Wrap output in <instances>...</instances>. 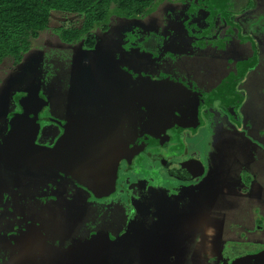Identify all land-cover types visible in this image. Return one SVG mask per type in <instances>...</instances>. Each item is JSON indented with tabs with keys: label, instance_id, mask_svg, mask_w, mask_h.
Masks as SVG:
<instances>
[{
	"label": "rangeland",
	"instance_id": "obj_1",
	"mask_svg": "<svg viewBox=\"0 0 264 264\" xmlns=\"http://www.w3.org/2000/svg\"><path fill=\"white\" fill-rule=\"evenodd\" d=\"M81 18L52 13L19 62L0 63V137L28 88L38 90L44 117L54 121L41 124L39 143L54 142L70 109L125 115L138 102L114 77L123 68L149 80L173 78L207 99L205 117L186 136L206 172L181 185L157 163V177L149 175L136 197L93 200L77 187L46 190L45 173L30 174L17 190L15 173L0 162L7 185L0 264H229L263 248L264 0H154L141 15L112 3L90 31L94 48L86 36L66 42L57 30L78 27ZM232 179L254 181L256 189L249 196L220 192ZM207 223L221 231L211 251L195 255Z\"/></svg>",
	"mask_w": 264,
	"mask_h": 264
},
{
	"label": "flooded vegetation",
	"instance_id": "obj_2",
	"mask_svg": "<svg viewBox=\"0 0 264 264\" xmlns=\"http://www.w3.org/2000/svg\"><path fill=\"white\" fill-rule=\"evenodd\" d=\"M85 43L86 47L89 48V46L92 45L94 48V43L92 44V41L90 44H88L89 41H85ZM177 74H179V78L183 75L182 73ZM114 77L116 81L124 87V91H130L132 93V98L137 100L138 106L131 107L130 109L124 108L125 115L106 116L110 119L119 121L122 137L134 151V153L132 152L130 161L125 159L119 160L113 192L105 195H97L93 190L77 182L71 176L61 171V169L47 166L44 163L41 164L35 160L18 159L13 162V164L7 165L5 161L0 159L2 165L4 162L8 168L13 170L11 173H15V179L18 181L15 185V189L18 190L22 187V182H25L30 174L45 173L44 178L48 182L44 183L43 186L46 190L73 191V188L77 187L84 192L90 193L93 200H106L112 196L126 197L132 195V193L133 197H136L142 192V186H147L148 176L156 175L152 173L154 170L151 169H155L157 163L166 172L167 177L174 179L181 185L187 183V181L195 180L196 178L201 179L202 176L205 175L206 166L200 160L198 154L193 152L196 150V147L192 145V147L189 148V146L186 145L188 139L186 136L191 135L193 130L199 126L202 118L205 117L206 109L202 110L201 101H207V99L194 87L186 86L173 78L161 79L158 77L149 80L144 76H133L127 69L123 68H121L119 74H114ZM150 83H153L151 84L152 86L147 87ZM21 93L19 94L20 96H17V100H15L18 110L12 112L9 119L14 113H19L21 111L18 100L21 96L26 95L24 92ZM46 107L47 103H45L38 114L39 129L35 138L36 144L44 147H51L57 142L64 131L63 126L71 120L72 117L87 114L84 110L80 112H77L75 109L68 110L66 119L60 121L59 133L55 137L54 142L51 144H43L38 142L41 124L44 122H54L52 120H46V117H44L45 114L43 113ZM107 113H110V111H106L105 113L102 111L100 115L94 114V116L97 118H106L104 115ZM212 113L211 110L210 114ZM211 118H213V116H211ZM212 120L213 124L217 122L214 118ZM8 121L4 124V133L0 137V144L7 132ZM247 126L250 127L249 124H247ZM220 128L222 129L221 126ZM193 135L194 133L191 137H193ZM151 161L154 163H151ZM151 164L153 165L152 167H150ZM16 168L18 169L16 170ZM136 170H140V172H138L139 175L137 174L138 176L136 179H132L130 173ZM70 180L73 184H68ZM250 181L241 183L232 179L230 183H225V187H220V192H237V194L243 193L242 195L249 196L252 191L256 189V183H254V181L250 183ZM0 185L1 203L6 198L7 185H5L4 181L1 179ZM24 185H26V183ZM220 231L221 227L219 228L216 224H204L202 231L196 236V242L194 241L193 249L197 251H193V253L195 255L201 253L207 254V252L211 251V247L207 250L208 244L210 245L208 237L211 235L213 237L212 240L215 241L216 237L214 236ZM261 249H264V247ZM259 250L243 255L253 254Z\"/></svg>",
	"mask_w": 264,
	"mask_h": 264
},
{
	"label": "water",
	"instance_id": "obj_3",
	"mask_svg": "<svg viewBox=\"0 0 264 264\" xmlns=\"http://www.w3.org/2000/svg\"><path fill=\"white\" fill-rule=\"evenodd\" d=\"M23 92L26 95L18 100L21 111L10 117L0 144V159L7 165L18 159L35 160L61 169L97 195L112 193L119 160L130 161L134 153L122 137L119 121L78 115L63 126L64 131L53 146H40L35 142L38 114L46 101L36 88ZM230 264H264V249L236 257Z\"/></svg>",
	"mask_w": 264,
	"mask_h": 264
},
{
	"label": "trees",
	"instance_id": "obj_4",
	"mask_svg": "<svg viewBox=\"0 0 264 264\" xmlns=\"http://www.w3.org/2000/svg\"><path fill=\"white\" fill-rule=\"evenodd\" d=\"M154 0H0V63L6 57L19 62L30 48L31 40L44 32L52 13H72L82 16L74 28H57L66 42L80 37L92 41L90 31L104 20L114 3L126 15H141Z\"/></svg>",
	"mask_w": 264,
	"mask_h": 264
},
{
	"label": "crops",
	"instance_id": "obj_5",
	"mask_svg": "<svg viewBox=\"0 0 264 264\" xmlns=\"http://www.w3.org/2000/svg\"><path fill=\"white\" fill-rule=\"evenodd\" d=\"M224 190V189H223ZM255 190V189H254ZM209 238V243L212 241V236L210 235V237H208ZM210 249V245L208 244V248H207V250H209Z\"/></svg>",
	"mask_w": 264,
	"mask_h": 264
}]
</instances>
